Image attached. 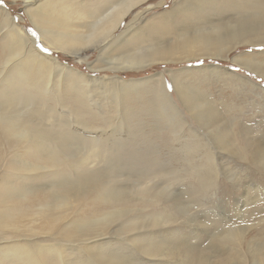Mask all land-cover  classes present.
I'll return each instance as SVG.
<instances>
[{"label": "rangeland", "instance_id": "rangeland-1", "mask_svg": "<svg viewBox=\"0 0 264 264\" xmlns=\"http://www.w3.org/2000/svg\"><path fill=\"white\" fill-rule=\"evenodd\" d=\"M46 1L33 0L32 8ZM194 1L150 0L130 43L147 47L170 38L174 48L175 33L160 32L173 31L184 15L178 13L176 24L160 13L198 7ZM222 6L204 1L201 7L212 13L209 7ZM0 7L36 41L39 52L89 76L120 77L136 85L115 103L94 98L102 108L80 113L90 128L73 125L76 134L70 143L65 140L56 164L0 130V264H264V73L246 62L264 64L262 40L228 51L214 47L209 56L194 50L176 54L138 70L97 68L103 66L95 62L97 50L76 60L45 45L25 0H0ZM133 15L129 11L116 33ZM2 17L0 11V91L14 80L27 93V83L19 79L29 77L19 73L18 64L3 70L14 46L7 45ZM155 74L162 86L151 78ZM175 77L183 85L175 86ZM73 82L65 81L58 99L49 97L53 120L41 124L52 132L63 131L54 125L64 118L78 119L80 86ZM82 133L98 137L109 161L94 171L97 179L91 183L82 182L77 163ZM233 236L238 241L229 239Z\"/></svg>", "mask_w": 264, "mask_h": 264}, {"label": "bare ground", "instance_id": "bare-ground-1", "mask_svg": "<svg viewBox=\"0 0 264 264\" xmlns=\"http://www.w3.org/2000/svg\"><path fill=\"white\" fill-rule=\"evenodd\" d=\"M53 1L56 5L54 3L51 4ZM204 1L214 4L221 1L224 6L209 7L215 9V11L212 13L206 11L207 14L204 8L201 7ZM148 3H150V0H85L83 5H80L78 1L72 0H62L61 2L47 0L40 7L32 8L33 0H25V4L29 6L26 9V14L44 40L45 45L66 53L67 56L76 58V60L83 58L82 55L87 50H97L98 58L95 62L103 64V66L98 64L97 68L110 67L114 70H138L150 66L160 58H170V56L174 57L176 54H187L193 50V52L202 51L208 54L214 47H216L217 51L220 49L228 51L229 49L237 48V46L240 47L239 45L243 43L248 44L253 38H258V40L264 42V0H195L194 3L198 7L181 8L179 10L173 8L171 11L160 13L162 20L173 18L174 22H177L175 17H177L179 12L184 15V18L180 20V25L174 28L173 31L163 27L160 32L161 36L175 33L176 37L173 39L175 41L174 48L171 47L172 41H170V38L167 40L165 38L164 41L161 39V42L151 43L147 47L138 42H134L132 45L130 42L136 39L138 34L136 33L138 27H135V25L139 20L143 19L142 17L147 11L145 6ZM135 7H137V10ZM246 7L247 9L241 10V8ZM131 10H134V15L125 24L124 29H120L119 33H116L117 29L120 28L121 21L127 17ZM0 11L4 14V17H2V28L5 30L7 45L10 47L14 46L9 57L5 60L3 70L9 65L11 67L13 64H18L19 73L29 77L27 81L19 79L22 85L27 83V93L22 92L21 87H15L13 85L15 83L14 80L9 82L10 87L6 86V91H0V130L5 131L8 135L23 139L33 153L46 156L50 163H59L58 155L64 153L65 140L70 143L68 141H70L73 134H76L71 131L75 129L73 125L75 124L76 127H81L83 130L85 128L89 130L90 128L87 122L82 121L83 117L79 116L80 113L89 112L85 108L90 106H94L97 111L102 108L101 103L95 101L96 99L94 98L103 96L107 99L106 102L115 103L134 88L131 85H136L129 79L123 80L114 76L106 78L89 76L72 70L67 65L60 64L54 58L46 56L45 53L43 54L35 48L36 41L33 38H29L24 33L23 28L13 22L5 7H0ZM193 14L194 16H192ZM130 32L131 37L129 38L127 34ZM252 44L257 43L252 42ZM219 56L221 57L222 55L220 54ZM15 57L18 58L15 59ZM233 60H240L239 56L234 57ZM246 62L257 72L264 73V64L260 61L255 62L251 59H246ZM91 68L94 69V66ZM159 76L160 74H155L151 78L157 79L159 86H162L159 80L161 76ZM174 79L176 80L175 86L183 85V80L176 79V77ZM67 80L68 82L74 80L73 83L80 86V89L76 88L77 102L75 103L76 105L79 103V108L75 107L79 111V114H77L78 119L75 117L65 120L63 117L65 123L60 119L62 122H56L57 124L54 125L57 128H63V131L57 132L58 130H54L52 132L53 128L52 130H49L50 128L47 129L43 126L44 124H41V120L52 117L55 108L48 105L49 97L54 96L55 99H58V94L62 91L61 87ZM94 87L101 89V91H97ZM84 94H89L90 98L83 97ZM203 104H205V101L200 103V107H203ZM94 109L92 107V110ZM76 110L71 111L70 114L72 115ZM199 112L204 114L205 110L204 112ZM51 119L53 120V118ZM108 125H110V122ZM103 132H98V134ZM81 135L77 136L79 138L78 142L83 144L81 148L83 152L77 163L81 165L80 170L85 175L82 178V182L83 180L85 183L95 182L97 178L94 179V171L108 166V157H103L106 154L105 148L103 149L99 145L100 140L98 137L88 139L83 136V133ZM206 153L210 156L208 152ZM90 175L92 176L90 177ZM113 192H110V194H113ZM230 238L232 241H238L239 236Z\"/></svg>", "mask_w": 264, "mask_h": 264}]
</instances>
